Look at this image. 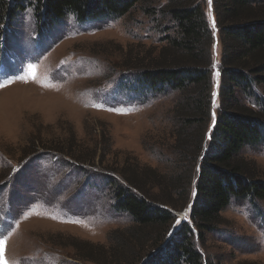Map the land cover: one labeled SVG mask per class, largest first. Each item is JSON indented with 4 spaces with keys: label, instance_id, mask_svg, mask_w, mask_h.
I'll use <instances>...</instances> for the list:
<instances>
[{
    "label": "rangeland",
    "instance_id": "obj_1",
    "mask_svg": "<svg viewBox=\"0 0 264 264\" xmlns=\"http://www.w3.org/2000/svg\"><path fill=\"white\" fill-rule=\"evenodd\" d=\"M149 6L101 21L70 16L49 28L31 8L11 20L0 17V264H95L92 256L118 264L110 253L115 236L135 224L115 207L113 188L126 185L120 172L143 181L146 169L165 174L178 167L179 94L145 99L136 89L134 74L165 36L164 26L145 14ZM210 21L216 40L213 14ZM217 46L216 40L215 86L201 120L205 150L222 106ZM235 95L256 102L249 93ZM256 96L264 99V89ZM241 154L264 179V141ZM188 194L175 202V222L152 234L159 248L189 223ZM222 217L225 224L207 233L204 245L195 242L207 264H264V201L233 200Z\"/></svg>",
    "mask_w": 264,
    "mask_h": 264
},
{
    "label": "trees",
    "instance_id": "obj_2",
    "mask_svg": "<svg viewBox=\"0 0 264 264\" xmlns=\"http://www.w3.org/2000/svg\"><path fill=\"white\" fill-rule=\"evenodd\" d=\"M147 1L150 8L145 14L164 26L165 36L153 59L139 65L142 72L134 74L136 89L145 99L171 90L179 94L174 144L179 164L165 174L146 169L149 180L143 181L120 172L127 186L113 188L115 207L135 224L118 231L110 253L118 264H140L144 259L145 264H207L195 242L204 245L207 233L225 224L222 213L231 202L264 201L261 172L241 154L245 146L264 141V99L256 96L257 89H264V0H212L211 12L207 0H0V17L11 20L31 8L42 26L49 28L70 16L80 21L122 18ZM211 13L219 29L218 83L223 87L221 111L216 122L212 121L205 150L201 120L207 114V96L215 86L211 79L216 43ZM236 92L249 93L256 102L244 104ZM197 162L201 164L194 177ZM154 189L158 192L153 193ZM186 193L191 195L190 202L194 200L189 223L183 221L159 248L151 236L175 222V202ZM97 258L90 257L102 264Z\"/></svg>",
    "mask_w": 264,
    "mask_h": 264
},
{
    "label": "snow or ice",
    "instance_id": "obj_3",
    "mask_svg": "<svg viewBox=\"0 0 264 264\" xmlns=\"http://www.w3.org/2000/svg\"><path fill=\"white\" fill-rule=\"evenodd\" d=\"M217 75H219V74L217 73ZM0 243H2V242H0Z\"/></svg>",
    "mask_w": 264,
    "mask_h": 264
}]
</instances>
